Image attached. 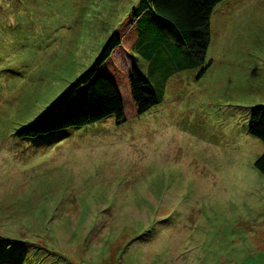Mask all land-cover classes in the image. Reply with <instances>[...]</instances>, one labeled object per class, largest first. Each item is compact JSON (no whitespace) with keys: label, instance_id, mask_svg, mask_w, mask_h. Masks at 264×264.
<instances>
[{"label":"rangeland","instance_id":"374dc122","mask_svg":"<svg viewBox=\"0 0 264 264\" xmlns=\"http://www.w3.org/2000/svg\"><path fill=\"white\" fill-rule=\"evenodd\" d=\"M141 1L0 0V238L26 240L30 264H264V147L248 132L264 106V0L218 4L204 60L177 73L148 70L120 31L113 64L138 63L157 98L143 115L119 84L122 123L16 135Z\"/></svg>","mask_w":264,"mask_h":264},{"label":"trees","instance_id":"16d2710c","mask_svg":"<svg viewBox=\"0 0 264 264\" xmlns=\"http://www.w3.org/2000/svg\"><path fill=\"white\" fill-rule=\"evenodd\" d=\"M223 1L142 0L139 9H131L123 16L91 67L73 80L31 123L20 128L16 135L21 138L50 136L51 139H58L61 131L93 125L111 116L122 123L119 84L125 87L134 116L143 115L156 105L157 98L150 82L139 72L137 63H134L128 75L113 64V51L123 45L120 31L126 30L132 42L131 50L125 47L128 55L145 58L154 51L157 56L162 51L168 52L165 57L154 56L152 60L159 64V73L169 66H173L177 73L181 71L178 60L186 58L188 54L196 62L204 60L210 43V16ZM175 49L178 54L173 52ZM248 132L260 140L264 147V106L251 111ZM253 165L264 176V149ZM25 244L27 246L28 243L23 238H0V264H30L28 262L33 257L21 250L26 249ZM33 250L39 254L41 248L35 247ZM37 264H42L39 257Z\"/></svg>","mask_w":264,"mask_h":264},{"label":"crops","instance_id":"0c3cea01","mask_svg":"<svg viewBox=\"0 0 264 264\" xmlns=\"http://www.w3.org/2000/svg\"><path fill=\"white\" fill-rule=\"evenodd\" d=\"M166 28V27H165ZM168 31H170V29L168 30ZM170 33H172V34H174L172 31L170 32ZM163 41H165L164 39H163ZM158 54H156L155 53V51L154 52H152V53H150V55L149 56H147V57H145V58H143V57H141V56H135V55H132V57H134V58H137L138 60L139 59H143L142 61H144V63L147 65V69L149 70V69H151L152 70V66H153V62H152V59H154V56L156 57ZM159 56H161L160 54H159ZM159 56H157V57H159ZM161 57H163V56H161ZM161 57H159V58H161ZM136 60V59H135ZM137 66H138V63H137ZM139 69V68H138Z\"/></svg>","mask_w":264,"mask_h":264}]
</instances>
